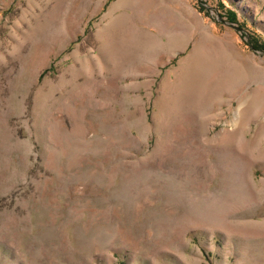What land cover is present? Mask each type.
Wrapping results in <instances>:
<instances>
[{"label": "rangeland", "instance_id": "374dc122", "mask_svg": "<svg viewBox=\"0 0 264 264\" xmlns=\"http://www.w3.org/2000/svg\"><path fill=\"white\" fill-rule=\"evenodd\" d=\"M253 39L264 0H0V264H264Z\"/></svg>", "mask_w": 264, "mask_h": 264}, {"label": "trees", "instance_id": "16d2710c", "mask_svg": "<svg viewBox=\"0 0 264 264\" xmlns=\"http://www.w3.org/2000/svg\"><path fill=\"white\" fill-rule=\"evenodd\" d=\"M232 19H234V17ZM253 40H254V43H253ZM253 40L249 41L251 48L254 50H261L262 52H264V40H257V39H253Z\"/></svg>", "mask_w": 264, "mask_h": 264}, {"label": "bare ground", "instance_id": "6f19581e", "mask_svg": "<svg viewBox=\"0 0 264 264\" xmlns=\"http://www.w3.org/2000/svg\"><path fill=\"white\" fill-rule=\"evenodd\" d=\"M193 24H194V28H196V29H198V28L201 27V24H200L198 21H196V20L193 22ZM199 30H200V29H199ZM203 66H204L205 70H210V69L212 68V67H211V68H210V67L208 68V66H206V65H203ZM209 66H210V65H209ZM217 70H218V69H217Z\"/></svg>", "mask_w": 264, "mask_h": 264}]
</instances>
